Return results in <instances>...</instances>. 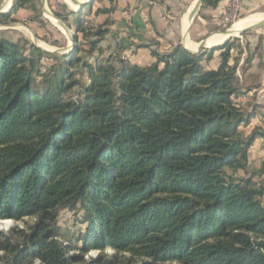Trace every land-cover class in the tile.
<instances>
[{"label": "trees", "instance_id": "obj_1", "mask_svg": "<svg viewBox=\"0 0 264 264\" xmlns=\"http://www.w3.org/2000/svg\"><path fill=\"white\" fill-rule=\"evenodd\" d=\"M19 10L51 33L35 0H12L0 25ZM51 12L80 34L73 54L0 33V221H34L0 232V264H264V161L249 171L248 160L264 129L241 130L255 113L235 102L251 87L234 39L151 49L138 66L121 58L125 43L100 58L107 22L58 1ZM63 209L82 211V229L62 232Z\"/></svg>", "mask_w": 264, "mask_h": 264}, {"label": "crops", "instance_id": "obj_2", "mask_svg": "<svg viewBox=\"0 0 264 264\" xmlns=\"http://www.w3.org/2000/svg\"><path fill=\"white\" fill-rule=\"evenodd\" d=\"M35 1L39 10L47 9L51 14V6L53 8L55 2L58 1L66 5L68 10L80 13L81 17L91 22L94 26L107 22L105 27L108 29V34L100 44V48L104 51L100 58H108L112 53H116L119 45L125 43L129 46L121 52V58L130 64L138 66H148L154 62L150 54L151 49H156L157 52L164 54L175 45H180L182 48L185 47L184 43L188 41L191 45L194 44L196 46L194 51H189L195 52L201 43L205 45L202 50H210L223 46L233 37L242 36L245 32L251 31L247 30L239 33L240 30L230 38L225 32L230 30L234 24L225 32L222 31L221 27L224 26L222 20L227 11V0H221L215 9H203L201 5L194 15L193 9L196 0H93L80 10H77V6L72 5L70 0ZM75 1L84 3L89 0ZM239 1V16H246V18L264 16V0ZM99 10H109L110 12L96 14ZM30 16V12L19 10L11 14V19L20 24L25 18L29 21ZM49 19L55 22L51 18ZM62 25L67 29L71 37V39L68 38L67 42V49H69L73 42L80 41V34L75 33L73 29H68L63 23ZM263 26L253 30H259ZM216 35H219L217 36L218 38L222 37L223 40L215 39L214 41L213 39L217 38ZM210 40H213L211 45L209 44ZM253 41L252 43L250 41L246 43V45L249 44V47L253 46L248 59L242 58L246 54V50L242 53L240 52L239 55L236 49L231 52L232 57L237 60L236 75L240 83L251 87L249 92L235 99V102L241 105L244 110H247V112L254 111L255 113L249 125L243 128L246 135L254 127L264 129V33L256 36ZM238 42L241 43V41ZM142 43L148 44L150 47L135 48L136 45ZM153 43L157 44V46L153 45ZM219 53V51L214 52L213 59L209 62L203 61L202 66L205 69H215L219 64ZM95 56L98 57L99 55L95 54ZM232 64L230 62V65ZM248 160L249 169L253 167L252 161L258 165L255 168L253 167V169L259 168L264 161V138H258L253 142L248 151Z\"/></svg>", "mask_w": 264, "mask_h": 264}, {"label": "rangeland", "instance_id": "obj_3", "mask_svg": "<svg viewBox=\"0 0 264 264\" xmlns=\"http://www.w3.org/2000/svg\"><path fill=\"white\" fill-rule=\"evenodd\" d=\"M3 2L4 0H0V7L1 5H3ZM9 3H10L9 0H5V4L2 10H4V8ZM40 18L46 22L44 23V27L51 31L50 34L49 33L45 34V32H43V27H41L37 22L28 21L27 18H25L24 21H21L22 23L20 24L17 22H11L5 25L1 24L0 33L4 38L14 41V42H16L17 40H26V41L31 42L33 45L35 44L45 49H61V50L66 51V50L73 48V51H74V48L76 47V44L74 42L70 45V48L68 47L69 49H67V42H68V38L70 35L68 34V31H66L63 27L57 24L56 20L53 17H51L47 13H44L41 10H40ZM49 18H52L53 20H55V22H52ZM243 18H246V16H238L233 22L228 23L225 26H222L221 27L222 31L225 32L233 24L235 25L236 23H238V21L242 20ZM0 21H1V18H0ZM263 33H264V26L260 28L259 30L247 31L242 36L238 35L235 38L234 37L231 38V40L234 39L235 49L238 55L240 52L242 53L244 52V50H246V54H244L242 58L248 59L250 55L249 54L250 50H252L253 46L249 47V44L246 45V43L248 41H250L251 43L254 42L253 40L255 39V37ZM33 38H35V40L37 41H34ZM238 41H241V43ZM54 43L55 45H53ZM80 57L83 60L87 59V56L85 54H81ZM112 62L114 63V65H117L116 62L114 61ZM44 63L50 64V62H46V61H44ZM75 69L77 70L78 68H75ZM241 130L245 132L243 128H241ZM252 164L254 168L258 166L256 162L252 161ZM253 167L250 169L254 170ZM250 169L249 171H252ZM238 175L243 176L241 172H239ZM81 219H82V211L80 210L71 211V210L63 209L61 210L59 214L58 224L62 232L69 231L71 234H73L79 231L80 229H82L83 225L81 223ZM33 222L34 221L32 220H26L25 223L24 222H14L12 220L0 221V232L8 234L13 228L23 229V228H26V226L31 225ZM108 253L110 256H115V253L113 251H108ZM89 255L91 257H98L99 252H91Z\"/></svg>", "mask_w": 264, "mask_h": 264}, {"label": "water", "instance_id": "obj_4", "mask_svg": "<svg viewBox=\"0 0 264 264\" xmlns=\"http://www.w3.org/2000/svg\"><path fill=\"white\" fill-rule=\"evenodd\" d=\"M9 1H10V3H9V7H8V9H7L6 11H3V10H2V8H3L4 4H5V1H4V4L0 7V15L9 14V13L11 12V9H12V5H11L12 0H9ZM92 1H93V0H89V1L84 2V3H78V2L75 1V0H71V2H72L74 5H76V6L78 7L77 10H80V9L84 8L88 3H91ZM202 2H203V0H196L195 5H194V9H193V10H194V11H193V15H194L195 12L201 7ZM43 12H44V13L46 12V13L49 14L51 17H53V15L50 13L49 10L44 9ZM193 15H192V16H193ZM53 18H54V17H53ZM54 19H55V18H54ZM55 20H56V19H55ZM56 22H57V24H59L61 27H63V28L67 31V29L62 25V23H61L60 21L56 20ZM262 25H264V17H263L262 19H260L259 21H256V22L251 23L249 26H247L246 28L242 29L239 33L243 32V31H247V30L257 29V28L261 27ZM10 26H11V25H10ZM231 36H232V34H229L228 38H230ZM69 38L71 39L70 36H69ZM33 39H34V41H37V40H35V38H33ZM34 45H35V44H34ZM35 46H36L37 48H39V49L45 51V52L59 53V54H63V55H67V54H70V53L73 54V48L70 49V50H68V51H65V50H61V49H45V48L40 47V46H38V45H35ZM204 46H205L204 43H201L195 52L189 51V50L186 49L185 47H183V48H184L185 50L191 52V53L197 54V53H199V52L204 48Z\"/></svg>", "mask_w": 264, "mask_h": 264}, {"label": "bare ground", "instance_id": "obj_5", "mask_svg": "<svg viewBox=\"0 0 264 264\" xmlns=\"http://www.w3.org/2000/svg\"><path fill=\"white\" fill-rule=\"evenodd\" d=\"M66 1V0H65ZM71 1V0H70ZM10 2V1H9ZM69 3V2H68ZM72 3V2H71ZM9 5V4H8ZM8 5L4 8V9H7L8 8ZM72 5H74L73 3H72ZM76 6V5H75ZM77 9H78V7H77ZM49 15V14H48ZM263 18L264 16H262V15H260V16H250V17H247V18H245V19H243V20H241V21H239L238 23H236L235 24V26H233V27H231L230 28V30H228V31H226L225 32V34H227L228 36H229V34H232V35H234L235 33H238L240 30H242L243 28H245L246 26H248V25H250L252 22H254V21H256V20H258V19H260V18ZM52 19V18H51ZM53 20V19H52ZM55 21V20H54ZM215 36V35H214ZM213 36V37H214ZM217 36H219V35H216V37ZM221 36V35H220ZM212 37V38H213ZM211 38V39H212ZM215 39H219V41H221V40H223V38L222 37H217V38H214L213 40L215 41ZM226 39V38H225ZM209 40V39H208ZM213 40H210V42H209V44L211 45V44H213ZM217 40H216V42H217ZM184 46H185V48L186 49H188V50H192V51H194L195 49H196V46L193 44V45H191V43L190 42H188V41H186L185 43H184Z\"/></svg>", "mask_w": 264, "mask_h": 264}, {"label": "built area", "instance_id": "obj_6", "mask_svg": "<svg viewBox=\"0 0 264 264\" xmlns=\"http://www.w3.org/2000/svg\"><path fill=\"white\" fill-rule=\"evenodd\" d=\"M227 11L224 14L222 24L225 26L228 23L233 22L240 12V1L239 0H227Z\"/></svg>", "mask_w": 264, "mask_h": 264}]
</instances>
